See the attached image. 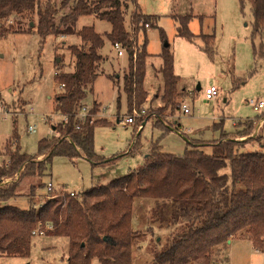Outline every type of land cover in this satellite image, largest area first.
Wrapping results in <instances>:
<instances>
[{"label":"trees","instance_id":"16d2710c","mask_svg":"<svg viewBox=\"0 0 264 264\" xmlns=\"http://www.w3.org/2000/svg\"><path fill=\"white\" fill-rule=\"evenodd\" d=\"M129 1L133 9L128 28L123 7ZM237 1L240 10L248 6L251 13L250 38L256 54L254 39L264 32V0ZM87 14L109 22L110 31L104 36L93 26L76 29L78 18ZM191 17L175 16L177 36L194 44L200 39L198 47L213 60L214 34L193 33L188 26ZM158 19L157 15L144 14L137 0H0V37L36 32L42 41L50 35H76L79 40L68 47L74 56L72 71H64L62 59L55 61V81L62 85L54 99L55 110L66 119L58 122L54 135L38 141L35 154L22 153L16 146L7 151V162L0 164V181L19 173L17 180L0 185V256H30L33 231L37 228L67 239L66 264H93L94 260L98 264H133L147 236L150 240L143 264L210 261L228 240L238 235L248 236L255 248L263 250V137L249 136L254 128L250 119L241 129L221 133L216 141L185 138L189 146L181 154L161 151L156 140L141 167L75 196L63 192L54 197L56 192H47L36 208L35 190L46 185L40 181L37 186H29L27 208L6 204L18 195L22 180L47 175L56 156L83 157L93 165L115 163L120 157L117 154L105 159L95 152V128L107 125L94 117L97 104L94 102L84 117L78 114L92 84L103 72L104 58L98 51L105 44L104 37L111 45L119 43L128 55L122 84L128 116L134 111L143 112L148 98L144 78L149 56L145 24L153 26ZM140 32L143 41L138 44ZM260 47L263 56V43ZM160 56L163 105L155 118L163 115L166 108L171 113L179 110L184 96L178 88L179 76L174 72V54L168 44ZM263 115L264 112L258 119ZM135 122L134 132L140 118ZM153 127L161 131L162 137L177 129L158 119ZM244 136L247 138L238 139ZM204 148H209L210 153H205ZM43 155L42 159L33 160Z\"/></svg>","mask_w":264,"mask_h":264},{"label":"rangeland","instance_id":"374dc122","mask_svg":"<svg viewBox=\"0 0 264 264\" xmlns=\"http://www.w3.org/2000/svg\"><path fill=\"white\" fill-rule=\"evenodd\" d=\"M137 2L144 14L159 16L158 20L153 21V26L146 27V49L149 56L145 63L144 88L148 92V98L142 106L143 112L136 111V115H141L135 118H140V125L134 132L136 122H124V118L129 115L126 112V96L122 88L128 55L125 50L122 55H118L106 37L104 46L98 51L104 58L103 72L98 74L83 101L88 109L95 102L98 111L94 117L101 118L107 124L95 128V152L105 159L117 154H120V157L115 163L93 165L83 157L69 159L56 156L47 175L22 180L17 189L18 195L9 199L6 204L27 208L29 186H37L40 181L45 184L51 182L55 189L73 191L76 194L96 184L108 183L141 167L149 147L156 140L163 152L183 153L189 146L185 137L176 130L162 137L161 131L153 127L156 119L163 124H172L180 113L177 124L181 125L184 130L182 132L190 139L207 141L218 138L221 134V129H215L213 126L221 116L222 129L227 132L232 131L233 120L249 118L256 119V123H259L264 117L263 115L258 119L264 108L256 111L248 102L253 98L264 100V55L261 56L260 47V43H263L264 50V32L261 37L254 39L257 46V52L254 54L250 38L252 16L248 6L243 11L240 10L237 0ZM125 5L123 12L129 28V14L133 6L130 1ZM186 14L192 15L188 26L193 33L214 34L213 60L194 43L177 36L178 22L175 16ZM84 26H93L104 36L111 29L109 22L92 14L81 15L76 21V29ZM161 31L164 32L163 36ZM142 41L143 34L140 32L138 44ZM78 42L76 35H50L42 41L36 32H17L0 37V164L8 159V150L18 146L22 153L33 155L37 152L40 139L50 138L55 134L54 129L62 117L55 110L54 99L61 90L54 77L55 61L62 59L64 71H72L74 56L68 47ZM165 43L174 54V72L180 77L178 88L186 90L182 102L187 101L190 112H180L179 108L171 113L169 108H166L163 115L155 118L159 105H163L161 95L156 97L155 94L159 87L161 91L163 89L159 69L162 65L160 53ZM197 43H201L200 39ZM198 84L202 88L205 85H215L220 93L218 92L219 95L215 98L206 100L202 90H197ZM190 91L195 93L193 98L188 93ZM118 100L120 105L117 104ZM117 113L121 119L119 121L116 118ZM143 121H146L145 125L140 129ZM244 122L240 123L239 127L243 128ZM29 125L35 126V132H28ZM255 126L256 124L249 136L260 134L263 137L264 149V122L254 133ZM175 127L178 130V126ZM242 138L246 139L247 136L240 139ZM210 151L209 148H204L205 153ZM43 157L45 155L34 159ZM18 174L4 178L0 185L17 180ZM45 186L35 190L36 208L42 204V198L47 193ZM161 236L163 238L165 234L162 233ZM146 239L137 251L133 264H143L142 258L147 256L145 248L150 236ZM262 249L255 248L248 236L238 235L231 238L212 259H217L222 264H264V245ZM67 250L68 242L65 237L48 235L46 232L34 234L30 256L1 255L0 264H66ZM93 264L98 262L94 260Z\"/></svg>","mask_w":264,"mask_h":264},{"label":"built area","instance_id":"2783aa9c","mask_svg":"<svg viewBox=\"0 0 264 264\" xmlns=\"http://www.w3.org/2000/svg\"><path fill=\"white\" fill-rule=\"evenodd\" d=\"M145 27H149V24H145ZM116 51L118 55H122L124 53V49L121 47V45L119 43H114L112 45ZM62 87V85H60ZM219 89L215 86V85H209V86H205L202 88V93L204 95V97L209 100V99H213L218 95ZM249 104L252 106V108L256 111H259L261 109L264 108V100L263 99H259V98H253V99H249ZM182 110L186 113L189 112V108L185 103H182L181 105ZM88 108L87 106H83L80 109V112L78 114V116L80 118L85 116V113L87 112ZM134 114H131L130 116H127L126 118H124V122L125 123H134V120L136 118V116H140V115H136V111H134ZM61 119L65 120L66 117H61ZM28 132L33 133L35 132V126L33 125H29L27 127ZM46 192H56V194H54L53 196L55 197L56 195H59L60 193L63 192H67L69 193L71 196H75L77 195L75 192L73 191H67L64 189H55L51 182H47L46 183ZM34 234H43V230H41L40 228H37L33 231ZM189 264H222L221 262H219L217 259H211L210 261H198V262H194V263H189Z\"/></svg>","mask_w":264,"mask_h":264},{"label":"crops","instance_id":"0c3cea01","mask_svg":"<svg viewBox=\"0 0 264 264\" xmlns=\"http://www.w3.org/2000/svg\"><path fill=\"white\" fill-rule=\"evenodd\" d=\"M205 34V33H204ZM197 47H198V44H195ZM199 48V47H198ZM200 49V48H199ZM161 68V67H160ZM159 72H160V69H159ZM179 76V75H178ZM179 82H180V77H179ZM179 82H178V84H179ZM245 83V81H243L242 82V84H244ZM199 85V84H198ZM239 84H235V86H238ZM200 86V85H199ZM205 86H208V85H205ZM146 90V89H145ZM180 90L183 92V94L185 93H187L186 92V90L184 89V88H180ZM197 90H202V87L200 86V89H197ZM162 91H163V89H162ZM162 91L160 90V87L157 89V94H155L156 95V97L157 96H160L161 94H162ZM148 93V92H147ZM189 94H191L192 95V98L195 96V93L194 92H188ZM220 93V92H219ZM159 94V95H158ZM184 94V95H185ZM219 95V94H218ZM206 99V98H205ZM259 99H261V98H259ZM207 100V99H206ZM186 102V103H185ZM185 102H183V103H185L187 106H188V103H187V101H185ZM117 104L118 105H120V103H119V100L117 101ZM160 106V105H159ZM181 108V107H180ZM188 108H189V106H188ZM183 112V113H185L183 110H182V108L180 109V112ZM189 112H190V108H189ZM189 112H186V113H189ZM263 113V112H262ZM262 113H261V115H262ZM118 114V113H117ZM116 114V115H117ZM180 114V113H179ZM178 114V115H179ZM178 115H177V117L176 118H174V120H173V123H174V125H173V128H175L174 126H178V130L177 129H171V131L172 130H176V131H178L179 133H180V135L181 136H184L185 138H187V139H190L189 137H187L186 136V134L185 133H183L182 131H184L182 128H181V125L178 123L177 124V118H178ZM127 117V116H126ZM125 117V118H126ZM222 117L223 116H221L219 119H218V121H217V123H214L215 125H213L214 127H215V129H221V131H220V133H223V132H227V131H225L224 129H222ZM116 118H117V116H116ZM119 119H120V117H119ZM249 118H247V119H241V118H239V119H236V120H233V129H232V131H235L236 129H241V127H239V124L240 123H242V122H244V121H246V120H248ZM121 120V119H120ZM250 120H253V122H254V124H256V126H255V129H254V133L255 132H257V130H258V128H259V126L264 122V117H262V119L260 120V122L259 123H256V119L254 120V119H250ZM144 122V125H145V122L146 121H143ZM142 122V123H143ZM134 123H135V120H134ZM172 123V124H173ZM143 125V126H144ZM143 126H142V124H141V126H140V129L141 128H143ZM181 130V131H180ZM232 131H229V132H232ZM253 135V134H252ZM220 137H221V134L219 135V137L218 138H214V139H212V140H207V141H216V140H219L220 139ZM238 139H240V138H238ZM243 139V138H242ZM186 140V139H185ZM191 140H195V141H197V140H200V139H191ZM202 141H204V140H202ZM80 152V151H79ZM80 154L83 156V152H80ZM8 160V159H7ZM7 160H6V162H7ZM33 160H36V159H33Z\"/></svg>","mask_w":264,"mask_h":264},{"label":"water","instance_id":"95a60500","mask_svg":"<svg viewBox=\"0 0 264 264\" xmlns=\"http://www.w3.org/2000/svg\"><path fill=\"white\" fill-rule=\"evenodd\" d=\"M165 45H167V43H165ZM57 61H59V59H57ZM197 89H200V86L199 85H197ZM144 125V122L142 123V126ZM103 239H107V237L106 236H104L103 237ZM230 240H228V242H229Z\"/></svg>","mask_w":264,"mask_h":264}]
</instances>
